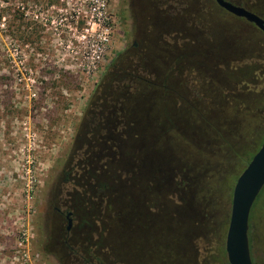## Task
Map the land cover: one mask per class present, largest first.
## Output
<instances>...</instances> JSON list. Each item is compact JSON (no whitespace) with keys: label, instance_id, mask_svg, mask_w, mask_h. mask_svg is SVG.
Listing matches in <instances>:
<instances>
[{"label":"rangeland","instance_id":"rangeland-1","mask_svg":"<svg viewBox=\"0 0 264 264\" xmlns=\"http://www.w3.org/2000/svg\"><path fill=\"white\" fill-rule=\"evenodd\" d=\"M87 1L0 0V95L13 91L21 108L46 106L51 123L47 139L38 130L32 136L36 166L30 183L20 184L7 169L0 180V264H26L17 251L22 232L40 264H82L79 253L87 264H149V258L158 264H219L234 180L264 135V35L212 0H107L108 46L99 67L82 74L70 49L76 50L74 36L88 20ZM244 1L264 12V0ZM150 19L158 26L148 24ZM183 51L190 56L189 64L179 65L185 80L175 64ZM127 52L147 57L145 77L155 81L159 74L158 82L170 89H156L166 98L163 107L155 89H148L146 103L135 97L127 105L138 136L141 104L150 111L146 115L156 132L147 133L146 166L159 174L153 179L147 170L150 187H133L130 199L121 194V181L106 189L104 200L82 196L67 202L74 215L64 235L65 219L52 213L58 205L54 170H47L65 144L69 152L73 149L96 84L111 65H126ZM176 93L185 94L189 103L176 106ZM35 121L43 119L36 115ZM43 141L49 149L40 146ZM9 166L17 168L13 161ZM155 193L157 201L151 198ZM258 193L249 210L247 237L254 258L264 264V184ZM125 202L130 211L137 206L144 225L127 220L131 231L119 247L125 249L110 257L108 239L107 244L101 239L103 225L111 228L112 207L129 218ZM164 237L177 241L161 244ZM122 254L127 262L117 260Z\"/></svg>","mask_w":264,"mask_h":264},{"label":"flooded vegetation","instance_id":"flooded-vegetation-1","mask_svg":"<svg viewBox=\"0 0 264 264\" xmlns=\"http://www.w3.org/2000/svg\"><path fill=\"white\" fill-rule=\"evenodd\" d=\"M212 1L214 2V0ZM226 1L242 6L247 10H249L248 6L252 8L244 0ZM216 6L220 8L217 4ZM257 8L262 9L258 6ZM236 18L244 20L240 17ZM147 22L151 26H158L159 24L153 19ZM174 24L175 22H173ZM257 30L259 29L257 28ZM262 34L264 35V33ZM141 37L140 40L145 39L142 34ZM131 44L132 47H135L136 41H132ZM133 54L134 52H127L125 55L126 65H111L101 82L96 84L97 86L92 92V99L90 101L88 99L81 116V126L75 136L73 149L69 152L67 144H65L60 154L57 155L58 158L52 161L47 170V172L54 170L52 181L53 185L57 187L54 199L58 205L53 206L52 213L65 219L64 235L69 233L74 215V212L66 206L67 202H74L73 200L78 202L82 196L88 198L95 196L98 200L100 198L104 200L106 189L108 187L116 188L121 181L122 184L119 183V185H122L123 188L120 192L123 197L128 199L133 187L147 186L148 184L146 176L148 170L146 166L148 162L146 137L148 132L154 131V124L152 117L146 115L150 114V111L145 108V105L141 104L142 126L139 130L141 132L140 136H138V127L133 124L127 105L129 102L131 104L135 97H139L141 101L146 103V97H148L150 89L167 91L170 89L166 86V83L158 82L160 79L159 74H155V81H149L145 77L148 73L145 71L147 69V57L143 54L137 56L138 52ZM189 57L188 52L185 51L176 55L178 60L175 63L177 74L182 80L188 77L181 76L182 67L179 65H184V61ZM187 63L189 64L190 61H187ZM169 71L166 75L169 74ZM2 85L5 86L6 84ZM1 92L0 180L5 175L4 170L7 169L14 180L19 181L20 184H29L36 166V150L34 141H31L34 140L32 136L38 130L40 133L45 134H38V136L47 139L51 125L48 115L50 110L40 103V105L28 104L25 108H21L17 105L19 102L13 98V91L4 89ZM158 97H160L161 106H165L162 100H166V98H161L160 92ZM185 98V94L179 95L176 93L175 105L180 106L189 103V100L186 101ZM36 115L40 116L43 122L35 121ZM36 123H38V127ZM141 136L143 139H141ZM40 146L49 149L47 142ZM11 161L17 164V168L12 171L8 169L11 167L9 166ZM115 190L119 192V189ZM78 256L82 258V264H87L82 253H79Z\"/></svg>","mask_w":264,"mask_h":264},{"label":"water","instance_id":"water-1","mask_svg":"<svg viewBox=\"0 0 264 264\" xmlns=\"http://www.w3.org/2000/svg\"><path fill=\"white\" fill-rule=\"evenodd\" d=\"M226 12L244 19L264 33V19L242 6L214 0ZM264 184V135L243 169L237 175L230 196L224 252L228 264H252L247 237L251 204Z\"/></svg>","mask_w":264,"mask_h":264},{"label":"built area","instance_id":"built-area-1","mask_svg":"<svg viewBox=\"0 0 264 264\" xmlns=\"http://www.w3.org/2000/svg\"><path fill=\"white\" fill-rule=\"evenodd\" d=\"M88 20L84 26L76 32L74 38L78 45L76 50L70 49L75 56L73 64L82 74L93 73L100 65L109 42L111 16L107 10V0H88L86 4ZM30 79V70H28ZM34 82V79H30ZM34 94H32L33 96ZM29 236L26 232L21 233L18 241L19 257L26 264H40L35 253L29 251Z\"/></svg>","mask_w":264,"mask_h":264},{"label":"trees","instance_id":"trees-1","mask_svg":"<svg viewBox=\"0 0 264 264\" xmlns=\"http://www.w3.org/2000/svg\"><path fill=\"white\" fill-rule=\"evenodd\" d=\"M239 4H241V5H244V4H242V3H239ZM248 9L249 10H251V11H253V12H255V13H257L259 16H261L263 19H264V12L262 11V10H260L259 8H254V7H252V8H250L249 6H248ZM259 146V145H258ZM258 148V147H257ZM256 148V149H257ZM253 154V153H252ZM251 154V155H252ZM251 157V156H250ZM249 157V158H250ZM249 158L247 159V161L249 160ZM247 161H246V163H247ZM245 163V164H246ZM162 165H160V167H161ZM245 166V165H244ZM243 169V168H242ZM241 169V170H242ZM148 170H150V172H149V177L151 176L153 179L154 178H156V176L159 174V171H158V169L156 168V167H154V168H152V169H148ZM240 170V171H241ZM240 171H239V173H240ZM162 172V171H161ZM160 172V173H161ZM238 173V174H239ZM237 174V175H238ZM162 175V174H161ZM237 175H236V177H237ZM150 179V178H149ZM236 179V178H235ZM235 181V180H234ZM148 186L150 187V185L148 184ZM107 188V187H106ZM259 194V193H258ZM258 194L256 195V197L255 198H257L258 197ZM151 198H154L155 199V201H157L158 200V196H157V194L155 193L153 196H152V194H151ZM129 202H125V207L128 209V212L130 211V207H129ZM167 206V205H166ZM151 210H153V211H156V210H154L153 208H150ZM136 210L138 211V209H137V206L136 205H133V207H132V209H131V211H130V214H129V218L127 219L126 218V215H125V211H117L114 207H112L111 208V212H115V214H114V216L112 217L113 218V224H111V223H109V226H111V228H109V229H107V223L105 224V225H103V227L105 228L104 230H103V232H102V235H101V239H102V236L105 238V240L104 241H102V242H104V243H106V240L108 239V244H107V246H106V249H107V252H108V254H109V256L110 257H113V253H115L114 255V257H117V255H119V254H121V251L122 250H124L125 249V247L124 248H120L119 249V247L121 246V243L125 240V238L127 239V234H129L130 233V228H128L129 227V222H128V224H127V220H129V221H134V222H138V223H141V221L140 220H138V218H139V213H137L136 212ZM158 212H159V215L162 213V210H161V208H160V210H158ZM154 213V212H153ZM156 213V212H155ZM147 215L148 214H146L145 215V224H146V228H147V226H148V222L150 223V219L147 217ZM157 215V214H156ZM169 215H171V214H169ZM165 217V216H164ZM179 222H177V224L178 223H180L181 221L180 220H178ZM250 223V224H249ZM142 224V223H141ZM180 224H182V223H180ZM179 224V225H180ZM142 225H144V224H142ZM250 227H251V222H248V230H247V236L249 235V230H250ZM134 238L135 237H133V238H130V240L132 241V246L135 248V250L137 251V250H139L140 248L139 247H137V245H138V242H136V243H134ZM171 239H166L165 237H164V239H162L163 241H161L160 243L161 244H167V243H173L174 244V242L175 241H177L176 239H174L173 237H170ZM160 239H161V237H160ZM102 242H98L99 244H102ZM248 243H249V252H250V257H251V262H252V264H258L259 262H257V260L254 258V255H253V253H252V239H249L248 240ZM125 244V243H124ZM166 247V246H165ZM221 251H222V253H223V260L222 259H220V261H219V264H228L227 263V260H226V257H224V247H222L221 248ZM139 253H140V251H139ZM138 253V254H139ZM81 260H82V258L80 257V256H78ZM122 257L123 258H119V259H117V260H120V261H124V262H127L128 260H127V257L126 256H124L123 254H122ZM150 258H149V264H158V261H156V259H153L152 260V262H150ZM84 261H86L85 259H84ZM261 263H264V258H263V260L261 261ZM102 264V263H101ZM160 264H163V263H160Z\"/></svg>","mask_w":264,"mask_h":264}]
</instances>
